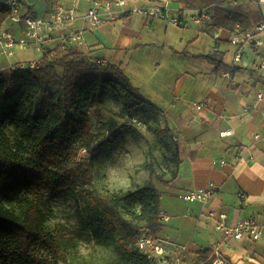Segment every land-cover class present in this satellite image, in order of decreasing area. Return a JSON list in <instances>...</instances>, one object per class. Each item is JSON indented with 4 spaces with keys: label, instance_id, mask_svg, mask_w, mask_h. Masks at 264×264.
<instances>
[{
    "label": "crops",
    "instance_id": "obj_1",
    "mask_svg": "<svg viewBox=\"0 0 264 264\" xmlns=\"http://www.w3.org/2000/svg\"><path fill=\"white\" fill-rule=\"evenodd\" d=\"M53 3V7L61 4L58 0ZM88 3L67 0L62 5L78 6L82 15ZM168 5L184 15L194 9L185 0H168ZM218 7L247 17L248 28L260 21L264 11V5L249 0H222ZM213 11L212 21L192 23L184 29L153 18L124 15L95 29L88 36V49L80 47L79 51L88 60H102L121 70L164 116L165 126L179 146L178 178L170 186H157L165 215L159 238L172 251L186 246L185 252L172 256H180L183 264H196L202 250L217 247L229 264H264V101L257 99L264 92V73L253 66L250 51L232 68L231 30L217 24L215 6ZM75 28L92 27L80 19ZM95 49L107 50L94 57L90 52ZM207 54L230 66L232 77H224V70L195 57ZM14 61L24 60L0 56V71L8 70L5 67ZM153 72L165 77H153ZM228 130L232 135H225ZM210 181L216 185V194L208 203H189L180 197ZM211 211L226 213L228 226L253 220L262 227L263 235L258 240L227 239L209 217Z\"/></svg>",
    "mask_w": 264,
    "mask_h": 264
},
{
    "label": "trees",
    "instance_id": "obj_2",
    "mask_svg": "<svg viewBox=\"0 0 264 264\" xmlns=\"http://www.w3.org/2000/svg\"><path fill=\"white\" fill-rule=\"evenodd\" d=\"M221 2L185 0L192 8L215 6L217 24L223 28L232 31L238 22L244 28L250 26L244 15L218 7ZM77 50L45 51L39 70L0 71V264H48L61 256L58 236L46 228L48 215L41 200L46 193L62 191L84 202L82 212L99 243L113 245L110 239L121 236L116 250L124 264H152L140 252L138 240L143 234L159 238L162 193L156 182L170 186L178 178L179 146L173 153L176 169L170 179L153 171L156 182L150 180L145 186L112 197L84 187L92 176L80 161V153L96 152L119 134L115 119L110 118L108 135L99 139L92 130L89 110L94 108L98 115L106 110L107 92L119 79L123 80L126 100L120 116L132 115L138 105L155 107L113 64L81 59L75 55ZM195 57L208 60L216 70L231 68L214 54ZM59 66L62 74L57 71ZM25 194L30 197L20 214L3 204ZM213 260L212 250L206 248L196 264H213Z\"/></svg>",
    "mask_w": 264,
    "mask_h": 264
},
{
    "label": "rangeland",
    "instance_id": "obj_3",
    "mask_svg": "<svg viewBox=\"0 0 264 264\" xmlns=\"http://www.w3.org/2000/svg\"><path fill=\"white\" fill-rule=\"evenodd\" d=\"M58 1L65 4L67 0ZM53 2L55 0H37L31 7L33 14L42 16L48 9L53 8ZM97 28L83 31L85 43L81 47L84 50L88 49V36L90 37ZM79 50L75 55L86 59ZM106 50L95 49L90 53L97 57ZM40 56V53L31 49L17 51L16 55L18 59L26 61L36 60ZM228 56L230 58L231 53ZM89 61L98 62L97 59ZM62 70L61 66L57 68L60 74ZM151 76L165 77V74L153 72ZM122 87L123 80L119 79V83L108 90L105 97L106 110H103L101 115H98L94 108L89 110L92 130L97 133L99 139L108 135L107 122L110 118H114L117 123V138L96 152L83 150L80 153V161L92 176L91 182L84 187L95 188L107 197L136 190L150 180L156 182L153 171L164 179H170L176 169L173 153L177 142L165 126L166 119L147 104L138 105L130 116H120L126 102ZM133 119L140 124L133 123ZM156 184L159 185L157 182ZM29 197L30 195L25 194L22 199L5 200L3 204L20 214L25 200ZM41 207L48 215L46 228L58 236L62 249L61 256L48 264H124L116 250L121 236L116 235L114 239H110L113 245L99 243L91 232L88 216L82 212L83 201H78L66 191L46 193L41 200Z\"/></svg>",
    "mask_w": 264,
    "mask_h": 264
},
{
    "label": "built area",
    "instance_id": "obj_4",
    "mask_svg": "<svg viewBox=\"0 0 264 264\" xmlns=\"http://www.w3.org/2000/svg\"><path fill=\"white\" fill-rule=\"evenodd\" d=\"M37 1V0H36ZM35 1V2H36ZM89 6L80 15L78 6L66 7L58 4L47 10L42 16H36L32 12V5L27 0H0V56L12 59L17 51L34 50L41 56L47 50H69L80 48L84 45L83 30L75 28L78 20H83L92 28L101 27L113 23L124 15L143 16L161 20L177 28H188L192 23L202 25L214 19L213 6H204L191 9L188 15L173 12L168 5V0H88ZM260 6L264 0H256ZM130 4V5H129ZM230 45L234 48V60L232 68L243 61L247 51L253 55V66L264 73V11L262 18L253 28H244L241 22L236 23L231 31ZM30 61H14L5 69L39 70L40 59ZM105 65L104 61L98 60ZM223 76L232 77L231 70H225ZM259 101H264V92L257 94ZM201 108V106H198ZM264 116V108L262 111ZM133 123L138 124L136 119ZM140 124V123H139ZM233 131H225V135H232ZM259 138V135H255ZM225 162V161H223ZM216 194V185L210 181L205 187L187 191L180 197L189 203H208ZM162 218L165 217L164 213ZM209 217L216 221V228L222 230L225 238L258 240L262 237V227L253 220H242L235 226H228L225 222L226 213L211 211ZM138 248L145 254L152 264H183L180 255L186 251V246H177L170 250L166 242L161 238L141 235L138 240ZM213 264H229L219 253V249H212Z\"/></svg>",
    "mask_w": 264,
    "mask_h": 264
},
{
    "label": "water",
    "instance_id": "obj_5",
    "mask_svg": "<svg viewBox=\"0 0 264 264\" xmlns=\"http://www.w3.org/2000/svg\"><path fill=\"white\" fill-rule=\"evenodd\" d=\"M30 3H34L36 0H27Z\"/></svg>",
    "mask_w": 264,
    "mask_h": 264
}]
</instances>
